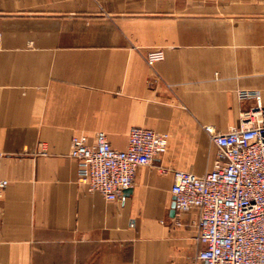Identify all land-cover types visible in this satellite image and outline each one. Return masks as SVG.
Instances as JSON below:
<instances>
[{"label":"crops","instance_id":"1","mask_svg":"<svg viewBox=\"0 0 264 264\" xmlns=\"http://www.w3.org/2000/svg\"><path fill=\"white\" fill-rule=\"evenodd\" d=\"M255 92L264 106V0H0V264H193L173 172H210L206 127L238 126ZM133 127L166 153L120 200L90 193L72 139L126 150Z\"/></svg>","mask_w":264,"mask_h":264},{"label":"built area","instance_id":"2","mask_svg":"<svg viewBox=\"0 0 264 264\" xmlns=\"http://www.w3.org/2000/svg\"><path fill=\"white\" fill-rule=\"evenodd\" d=\"M162 49L147 52L149 65L164 60ZM240 95L246 97L251 93ZM242 113L238 126L226 133L206 127L216 148L213 169L204 174L175 170L172 194L179 216L197 211L201 249L193 264H264V106ZM169 135L133 127L126 150L113 148L103 132L88 144L85 136L72 139L70 156L77 161L78 179L90 193L118 201L134 186L139 168L166 153ZM3 156L0 153V158ZM164 174L166 168H160ZM0 171V197L8 187Z\"/></svg>","mask_w":264,"mask_h":264},{"label":"water","instance_id":"3","mask_svg":"<svg viewBox=\"0 0 264 264\" xmlns=\"http://www.w3.org/2000/svg\"><path fill=\"white\" fill-rule=\"evenodd\" d=\"M129 190H130V189H129ZM129 190H127V191H129ZM127 191H126V192H127ZM126 192H125V193H126ZM124 195H125V194H124ZM173 209H175V203H174V205H173Z\"/></svg>","mask_w":264,"mask_h":264}]
</instances>
